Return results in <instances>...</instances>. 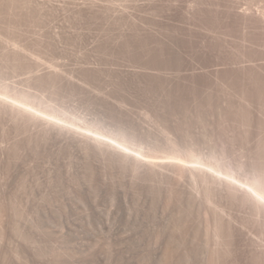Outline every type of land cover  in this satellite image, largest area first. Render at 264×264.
<instances>
[{
    "label": "rangeland",
    "instance_id": "rangeland-1",
    "mask_svg": "<svg viewBox=\"0 0 264 264\" xmlns=\"http://www.w3.org/2000/svg\"><path fill=\"white\" fill-rule=\"evenodd\" d=\"M0 30V264H264V0H0Z\"/></svg>",
    "mask_w": 264,
    "mask_h": 264
},
{
    "label": "bare ground",
    "instance_id": "bare-ground-1",
    "mask_svg": "<svg viewBox=\"0 0 264 264\" xmlns=\"http://www.w3.org/2000/svg\"><path fill=\"white\" fill-rule=\"evenodd\" d=\"M92 2V1H91ZM107 5V4H106ZM107 10V9H106ZM112 10V9H111ZM161 10V9H160ZM27 14V13H26ZM164 15V14H163ZM32 16V15H31ZM21 20V19H20ZM30 21V20H29ZM41 21V20H40ZM190 21V20H189ZM46 23V22H45ZM55 23V22H54ZM94 24V23H93ZM90 25V24H89ZM175 25V24H174ZM59 26V25H58ZM151 26V25H150ZM153 28V27H152ZM34 29V28H33ZM134 29V28H133ZM147 29V28H146ZM1 31V30H0ZM49 31V30H48ZM62 31V30H61ZM151 32V31H150ZM156 33V32H155ZM54 34V33H53ZM101 34V33H100ZM154 34V33H153ZM134 36V35H133ZM147 36V35H146ZM154 36V35H153ZM201 36V35H200ZM124 38V37H123ZM153 38V37H152ZM154 40V39H153ZM187 40V39H186ZM196 40V39H195ZM112 41V40H111ZM184 41V40H183ZM53 43V42H52ZM107 44V43H106ZM114 44V43H113ZM211 44V43H210ZM69 47V46H68ZM54 49V48H53ZM66 49V48H65ZM73 49V48H72ZM113 50V49H112ZM68 51V50H67ZM155 52V51H154ZM173 55V54H172ZM172 60V59H171ZM175 61V60H174ZM18 101H20L21 103H23V104H26L27 105V103L26 102H24L23 100H18ZM115 141V140H114ZM117 143H119V142H117ZM121 144H123L122 142H120ZM123 147H125V146H123ZM129 149V148H128ZM194 160H195V158H194ZM198 161H200V160H198ZM201 162V161H200ZM209 167H211V168H213L214 170H216V171H218V169L214 166V165H212V164H209L208 165ZM228 174V173H227ZM250 187H252V189L256 192V194H258L259 196H261V197H263L264 198V194H262L258 189H256L254 186H253V184H248ZM170 264V263H169Z\"/></svg>",
    "mask_w": 264,
    "mask_h": 264
}]
</instances>
